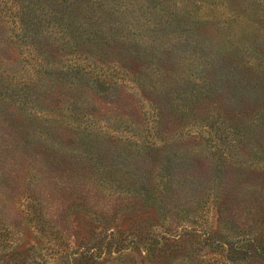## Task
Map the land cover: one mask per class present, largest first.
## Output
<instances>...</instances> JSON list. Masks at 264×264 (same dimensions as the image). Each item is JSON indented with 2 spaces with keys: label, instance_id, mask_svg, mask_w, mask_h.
<instances>
[{
  "label": "rangeland",
  "instance_id": "1",
  "mask_svg": "<svg viewBox=\"0 0 264 264\" xmlns=\"http://www.w3.org/2000/svg\"><path fill=\"white\" fill-rule=\"evenodd\" d=\"M151 194L264 264V0H0V259L48 246L29 204L72 251L78 215L125 228Z\"/></svg>",
  "mask_w": 264,
  "mask_h": 264
},
{
  "label": "trees",
  "instance_id": "2",
  "mask_svg": "<svg viewBox=\"0 0 264 264\" xmlns=\"http://www.w3.org/2000/svg\"><path fill=\"white\" fill-rule=\"evenodd\" d=\"M73 1L76 2V0ZM22 27L28 29L29 26L26 20L23 21ZM28 48L31 47L28 46ZM163 188L164 192L169 191L165 183ZM148 197L150 198H145L141 204L142 207L145 206L143 208H147L139 210L134 214V217H129V224L125 228L121 226L110 227L107 225L108 218L98 212H89L83 216L78 215L76 220L79 221L75 223V229L70 234L73 238L71 242L74 245L72 251H66L68 244L61 242L60 229L62 228L50 212L47 215L43 211L41 201L29 204L27 205L26 214L30 220L31 228L40 235L42 240L48 243V246L45 250H42L44 249L42 248L40 252L31 248L28 252L23 250L13 251L10 256H7V260L1 258L0 260L5 262L0 261V264H129V259L135 254L142 258L140 259L141 264H146L145 260H148L147 258L161 261L155 263L168 262L166 264H170L171 261L175 262L176 255L179 252L184 253V257L187 258L184 248L188 252L195 250L199 253L201 251L207 252L205 256L209 258L206 262H209V264H225L226 261L234 260V251L230 252V249H227L228 253L226 255L216 251L217 248L219 250L225 248L227 243L224 241L225 237L222 234H218V236L210 235L208 242L207 240L202 241V238L201 242H197L195 245L191 244L193 240L191 236H198L194 221L190 220L192 221L190 223L188 220L193 217V211L180 216L182 210L174 212L172 209L175 206L171 207L163 197L160 198L159 204L155 201L157 198L155 194ZM49 199L52 200L53 198ZM201 199L198 200V203ZM47 203L50 204L51 202L47 200ZM149 203L150 206L153 204L154 210L150 209L148 211V208H150ZM171 205L173 204L171 203ZM81 209H84L83 205H81ZM156 212L158 214L157 218H152ZM97 222L103 224L97 225ZM253 222L256 224V234L262 224L264 225V205L258 210V217H254ZM227 227L232 231L233 226L229 224ZM243 231L247 232L250 229H244ZM255 234L252 232L253 236L249 241L255 248L256 254L262 253V256H264V232L260 230L259 234ZM230 243H233L232 249L238 250L240 248L241 252L243 248L242 240L238 238L237 241ZM203 247H206V249H203ZM48 253H51V255ZM249 255L248 251L245 252V257H249ZM184 257L181 261L185 263ZM190 263L192 262L185 264ZM194 264L196 263L194 262Z\"/></svg>",
  "mask_w": 264,
  "mask_h": 264
}]
</instances>
